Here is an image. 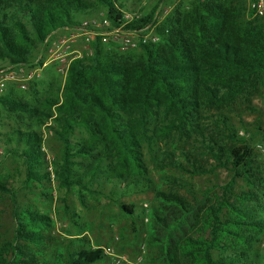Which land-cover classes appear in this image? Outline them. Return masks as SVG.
<instances>
[{"label": "trees", "instance_id": "trees-1", "mask_svg": "<svg viewBox=\"0 0 264 264\" xmlns=\"http://www.w3.org/2000/svg\"><path fill=\"white\" fill-rule=\"evenodd\" d=\"M187 4L155 26L158 41L140 44L137 56H126L116 43L96 38L92 54L70 64L62 102L49 103L57 113L53 131L62 145L58 181L64 188L86 189L105 176L107 183L122 184L129 191L153 190L149 244L158 250L162 264H264L254 249L264 235V183L253 168L252 147L222 115L218 141L205 132L191 136L189 130L198 125L203 109H222L249 88L258 86L264 93V15L247 13L245 0ZM98 10L104 12L110 29L141 31L153 21L149 13L126 22L123 0H0V65L25 66L51 34L76 28L80 21L75 17ZM161 107L166 117L150 131L149 118ZM1 111L17 120L33 118L36 125L52 118L6 95L0 97ZM77 126L93 141L109 144L110 156L91 143L72 140ZM242 127L247 130L244 123ZM10 134L4 155L20 157L24 185L41 183L46 176L40 134L28 124ZM173 135L196 138L213 164L205 167L184 148L171 152L155 146L157 139ZM226 141L238 146L225 147ZM154 150L159 156H149L150 163L159 170L199 177L225 169L231 178L209 205V192L196 198L181 180L161 177L162 182L186 190L188 201L154 188L145 156ZM75 166L85 172L77 173ZM237 180L246 182L249 190L236 192ZM0 194L10 197L15 223L12 239L0 244V264H96L104 259L103 249L86 246L84 239L64 244L53 238L49 218L20 207L17 194L4 184ZM202 208L201 220L207 221L198 228ZM120 210L130 217L138 212L133 204H121ZM51 245H56L51 256L42 253L37 259L23 254L30 247L48 251Z\"/></svg>", "mask_w": 264, "mask_h": 264}, {"label": "rangeland", "instance_id": "rangeland-1", "mask_svg": "<svg viewBox=\"0 0 264 264\" xmlns=\"http://www.w3.org/2000/svg\"><path fill=\"white\" fill-rule=\"evenodd\" d=\"M127 13L142 17L153 13L151 27L155 29L159 24L169 18L174 12L184 10L188 4L184 0H123ZM249 1L245 0L247 13L251 12ZM264 2V0H263ZM76 20L83 22L96 20L101 23L104 19V12L98 10L87 15H78ZM79 23V24H80ZM102 28L98 32L108 31ZM70 31V32H68ZM58 30L49 36L53 40L61 35L71 34L73 29ZM156 35L155 30L150 34ZM157 36V35H156ZM85 36L77 39L71 49L83 53V57L90 56L86 52L89 45L85 42ZM97 36H92V41ZM107 42H114L118 45L119 52L122 54H133L137 56L140 51L138 47L123 48L121 34L115 39L114 35H107ZM92 41L90 43H92ZM91 46V45H90ZM123 48V49H122ZM136 54V55H135ZM127 56V55H126ZM46 62L45 41L44 44L34 53L28 64H25L27 71L38 69L36 75L31 81L24 82L25 88H20L16 81L17 70L19 65L3 64L0 65V71L10 72L14 75L8 83L4 95L23 101L32 107L38 108L42 113L52 115L50 119H44L43 123L36 125V120L27 116H22V120H17L13 114L1 111L0 114V184H4L7 189L13 190L17 194L18 205L22 208H30L47 216L50 220L51 235L60 242L67 244V240L84 239L85 245L90 248L110 249L113 255L126 258L131 264H162L159 260V253L156 248L149 244L150 230L149 225L151 206H155L154 191L144 190L139 192L132 188L126 190L122 184H110L105 181V176L95 179L86 189H79L77 186L69 188L61 187L56 171L59 170L62 145L56 138L53 127L57 125L53 121L57 113L55 109L49 106L50 102H62V90L65 84L67 73L62 75L57 71L58 63ZM69 69V68H68ZM2 76V74L0 75ZM164 108L161 107L156 111L155 116H150L148 129L151 131L157 128L165 118ZM220 115L229 121L232 129L236 130L242 141L250 144L253 150V168L258 171L259 177L264 183V93L257 87L246 89L239 95L235 101L222 109H203L201 110V119L197 126L189 129L192 131L191 136L205 132L208 137L218 141V134L222 133V128L218 124ZM96 119L97 116H95ZM242 123L246 125L245 130ZM32 125L40 134L41 148L44 154V173L46 178L41 183H33L29 186L24 185V170L20 157H6L4 155V141L11 135L12 130L21 129L24 125ZM72 140L91 143L99 152L110 156L111 147L109 144H103L99 141H93L87 131L82 127H75ZM225 147H235L233 143L226 141ZM155 146L160 150L168 149L175 152L174 148H184L192 156H195L202 164L208 168L213 161L210 159L206 150L196 138H187L185 136L173 135L164 139H157ZM178 154V153H177ZM148 175L151 177L154 188L166 193H173L184 197L188 201L190 195L183 188H178L170 183L161 181L162 176L174 177L183 182L188 189L200 198L203 192H209V198L212 201L222 194V188L231 178L230 172L225 169H216L214 173L199 177H189L187 174L177 171L176 169L159 170L150 163L152 159L149 156H159L158 151L147 154ZM175 156H177L175 154ZM84 167L75 166L74 170L81 174L85 172ZM100 183V184H99ZM247 191L249 186L242 180H237L235 191ZM264 191V190H263ZM121 204H133L138 211L134 217H130L121 212ZM12 201L8 195L0 194V244L4 241H10L13 236L15 223L12 220ZM144 209L146 213L142 215L139 211ZM199 226H203L207 220H201L205 216V208H202ZM56 245L48 247V251L30 247L25 249V256L34 255L41 258V254L46 253L48 256L53 255L52 250ZM255 253L264 261V235L260 241L254 245ZM216 253V252H215ZM104 259L96 264H115L111 256L103 253ZM9 259V257H7ZM140 258L139 262H136ZM125 264V263H122Z\"/></svg>", "mask_w": 264, "mask_h": 264}, {"label": "built area", "instance_id": "built-area-1", "mask_svg": "<svg viewBox=\"0 0 264 264\" xmlns=\"http://www.w3.org/2000/svg\"><path fill=\"white\" fill-rule=\"evenodd\" d=\"M186 3H190L193 0H184ZM249 8H251V11L254 12V15L257 17H262L264 15V2L263 0H250L249 1ZM133 17H138L131 15L127 12H124L123 18L126 22L133 19ZM105 28L108 29V31L98 32L100 29ZM110 23L106 19H103L101 23H98L96 20H86L81 22L76 28H72L74 32L68 35H61L60 37H57L53 40H49V37L45 40V56H46V62L43 63V67L46 66L49 62H57L58 67L57 71L61 73L62 75H65L68 71V68L70 64L83 56V53L80 51L72 50L69 52V50L72 48L71 45L75 44L77 42V39L85 36V42L88 43V48L86 52L89 54L92 53L91 48V41L92 36L101 37L100 40L103 43L107 42V35H114L115 39L118 37L119 34H121L122 38V46L123 48H135L139 46L140 44H146V43H155L158 41V37L156 35L151 36L152 32L154 31V27L152 28L151 25L147 26L141 31H124L120 28L110 29ZM62 30L68 31V28H64ZM70 32V31H68ZM52 35V34H51ZM50 35V36H51ZM94 41V40H93ZM92 41V42H93ZM122 48V49H123ZM20 68L17 70V79L16 81L20 84V88L24 89L25 85L24 82L31 81L34 76L36 75V71L38 69H33L27 71L24 65H19ZM0 97H2L6 90L8 83L12 81V79H15L14 75L10 72L0 71ZM2 153V149L0 148V154ZM264 218V217H263ZM103 253L107 256H111L113 258V262L115 264H131L128 263L126 258L123 256H115L113 253H111L110 249H103ZM140 258L136 260V262H139Z\"/></svg>", "mask_w": 264, "mask_h": 264}]
</instances>
